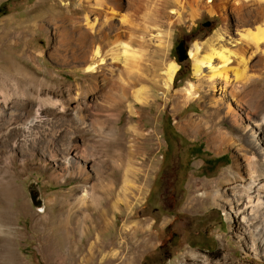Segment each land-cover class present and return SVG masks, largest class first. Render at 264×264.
<instances>
[{"label": "rangeland", "instance_id": "obj_1", "mask_svg": "<svg viewBox=\"0 0 264 264\" xmlns=\"http://www.w3.org/2000/svg\"><path fill=\"white\" fill-rule=\"evenodd\" d=\"M75 1L0 0V5L4 4L0 7V28L6 25L7 18L12 17L17 22L0 33V63L3 58L17 59L13 53H9L11 50L7 48L17 50L19 55L24 48L25 51L18 60L22 64H28L29 68L36 69L37 73H41L40 75L65 83L75 79H83L85 83H90L89 78L80 71L67 64L56 62L48 56L46 34L36 26H32L28 20L29 16L36 15L38 11H45L46 4L51 3L57 8V4L71 6ZM222 1L224 0H213V3L219 4ZM171 9L175 10L176 7L168 5L159 18H154L150 14L145 21V30L142 33L144 44L133 45L140 55V68L150 77L157 75L159 82L162 80L164 66L170 61L176 63L173 58L176 56L174 41L177 37L190 34L191 39L187 44L189 49L191 43L205 42L222 27L221 18L217 12L209 13L206 9L196 7L194 17H190L187 6L177 9L179 19L173 21L170 27H166L163 23L166 17L175 16L174 13L170 14ZM46 14L51 15L52 12L46 11ZM205 21L211 22L210 27L204 34L197 35L196 28ZM228 21L227 39L233 44V39H237L238 36L233 29V19L230 14ZM49 40L54 43V36L51 35ZM110 40L111 38H107L103 42L104 51L113 46ZM257 59H261V62L248 67L249 72L257 73L262 70L258 78L263 79L264 47L260 53L257 52L253 56V60ZM176 64L179 67V64ZM185 65V70L176 76L177 67L167 96L162 88L150 86L153 92L152 100L156 99V101L142 108L137 118H129L126 104H119L116 110L108 109L109 101L106 98L89 102L88 100L91 99L89 96L87 105L91 107L89 110L91 113L84 116V126L89 128H86L87 130L94 128L90 124L93 118L113 113L115 115L112 137L107 135L103 137L97 132H91L90 137L87 135L85 141L78 138L74 142L78 151L84 150L86 143L89 144L88 164L99 169L101 181L97 182L92 175L84 184L81 179L70 175L72 169L78 171L80 166L86 164V161L83 162L84 160L77 159L73 155V148H70L64 156L61 152L55 153L54 160L39 154L36 150L33 151V157L27 160L29 164L25 166L24 174L9 181L7 199L11 221L9 224L0 223L2 230L0 264L4 262V257L3 259L1 257L3 256L1 246L5 240H10L13 245L14 258L11 264H70L73 253H77L74 264H118L120 260L110 259L111 252L116 251L117 255L123 256L128 252V248H131L127 254L130 264H203L205 258L215 263L219 262L223 255L228 256L225 264H264L263 251L257 245L254 246L252 235L241 223L234 197L233 205H229L231 198L228 192L225 195L228 200L230 199L229 202L215 201L211 196V192L216 190L222 181H224L223 187L226 188L233 184V194L236 195L245 190L250 179L264 183L262 156L264 105L256 109L250 105L253 98L260 97L262 91L256 87L252 95L246 96L244 94L251 86L252 78L246 82L243 79L238 83L228 74L230 84L237 94L234 97H241V101L234 102L229 95H220V91H217L214 94L220 102L215 108L214 121L200 129L186 127L180 130L177 126H181L187 117H202L204 111L209 109L206 102L202 104L198 101L187 102V105L178 112L170 109L169 100L174 93L186 86L188 82L198 85V82L192 78V64L189 58ZM202 69L203 74H207V68ZM246 77H249L248 71ZM144 84L147 85V83ZM200 89L203 92L202 95L204 94V100L207 101L211 94L210 89L204 84ZM83 98L75 92L70 94L69 99L65 97V94L54 97L62 107L71 112L83 106ZM253 123H262L263 127L260 125V129L255 128ZM55 125L57 131L65 128L72 135L69 137L75 138L72 133L74 125L70 121H57ZM129 125H135L138 133L132 134L131 131L126 130ZM250 129L258 136L252 138ZM212 133L219 137L216 142H210L208 138ZM166 134L184 136L189 140L184 145L199 144L202 157L211 159L223 157L221 164H226L209 175L202 173L199 169L196 170L200 164L199 160L193 163L179 208L180 213L175 215V219L190 226V231L198 237L179 240L174 246L167 245L170 233L165 232L163 227L175 216L163 215L159 226L151 227L150 217L138 218L133 214L146 193L153 171L158 164L159 156L164 148L163 137ZM98 137H103L104 140ZM118 138L124 141L126 138L128 143L123 142L122 147ZM50 143V148L53 146L59 148L60 143L54 140ZM9 149L10 146H7V150ZM0 150H3L1 143ZM55 150L58 151V149ZM19 154L20 152L15 150L9 151L7 155L14 157L16 165H19L22 162ZM77 186L82 188L76 193L74 191ZM35 191H38L39 198L42 200L41 211L31 204V197H36ZM84 191H86L85 197L80 200L79 197ZM72 193L75 195L67 199L64 197ZM90 214L92 215L89 219L91 223L87 225V228L94 225L99 214V217H102V224L101 228L96 229L94 233L91 232L85 236L80 231V223L81 221L86 223ZM71 221H74V226L70 223ZM258 222L253 220L251 223L257 225ZM123 225L128 226L126 233L122 231ZM73 235L74 239L71 238ZM121 240L125 243L119 247ZM91 243H96L101 248L95 249L93 246L89 249ZM160 245H165V248L160 249ZM252 247H257L258 251ZM190 252L195 256L192 257Z\"/></svg>", "mask_w": 264, "mask_h": 264}, {"label": "bare ground", "instance_id": "obj_2", "mask_svg": "<svg viewBox=\"0 0 264 264\" xmlns=\"http://www.w3.org/2000/svg\"><path fill=\"white\" fill-rule=\"evenodd\" d=\"M168 5H172L176 9L170 11V14L174 13L175 16H167L164 20L163 23L166 27H170L173 21L179 19L177 9H183L185 6L190 11V17H194L196 7H201L209 13L217 12L222 22V27L215 31L211 38L203 43L194 42L188 50V58L192 64V78L198 82V85L188 82L169 100L170 109L174 112L183 109L187 102L197 101L202 104L206 102L209 109L204 111L202 117H187L185 122L177 128L180 130L186 127L200 129L202 126L211 124L216 115L215 108L220 102L214 94L217 91H220V95H229L234 102L241 101V97H237L239 99L234 97L237 94L230 84L228 74L238 83L243 79L246 82L252 78V84L244 95H252L256 91V87H259L262 91L260 97L253 98L250 105L254 109L264 105V78H258L261 76L262 70L250 73L248 68L261 62V59L253 60V56L257 52L260 53L264 47V0H224L219 4L213 3V0L205 2L203 0H76L71 6L57 4V8L51 3L46 4L45 11H38L36 15L29 16L28 20L32 26H36L46 34L48 56L56 62L67 64L80 71L86 78H89L90 83H85L83 79H75L70 83L58 79H48L46 76L40 75L41 73H37L36 69L29 68L28 64H22L18 60L22 57L24 48L20 55L17 50L14 51L11 47L7 48L11 50L8 52L13 53L17 59L3 58L0 63V143L3 147V150H0L1 224H9L11 221L7 199L9 197V181L24 174L25 166L29 164L27 160L33 157L35 150L54 160L55 153L61 152L64 156L70 148H73V155L77 159L84 160L83 162L86 161V164L80 166L78 171L72 169L70 175L81 179L84 184L90 180L92 175L97 182L100 180L99 169L88 164L89 144L86 143L85 149L78 151L74 142L78 138L85 141L86 136L91 132H97L103 137H105L104 135L112 137L115 115L113 113L93 118L89 123L94 128L87 130L88 127L84 126V116L89 114L91 109L87 105L88 101L96 102L98 99L106 98L109 101L108 109L112 108L113 110H116L115 108L119 104H126L129 118H137L142 108L150 106L156 101L151 97L153 94L151 85L162 88L165 95L169 94L177 64L171 61L167 63L162 70V80L159 82L157 75L150 77L145 70L140 68V55L138 50L133 47L134 44L138 46L144 44L142 33L145 30V21L150 14L154 18H159ZM46 11H51L52 14L47 15ZM229 14L232 16L233 29L238 36L237 39H233V44L227 39ZM15 23L17 22L14 18H7L6 25L0 28V33ZM51 35L54 36V43L49 40ZM107 38H111L110 44L113 46L104 51L103 42ZM203 67L207 68V74H203ZM247 71L249 77H246ZM202 84L211 92L207 101L204 100V94L202 95L203 92L200 89ZM73 92L84 97L83 106L81 105L82 107L77 108L74 112L65 109L56 101L57 99H54V97L64 94L69 99ZM89 96L90 100H88ZM67 120L74 125L72 128L74 139L69 137L71 134L65 128L62 131L56 130L55 123L57 121ZM261 124L253 123V126L259 128ZM126 130L131 131L132 134L138 133L135 125H129ZM250 134L252 138L258 136L251 129ZM208 138L210 142H216L219 139L213 133ZM53 140L60 143L59 148L54 146L50 148V142ZM126 140V138L125 141L119 139L122 147ZM7 146H10L9 150H7ZM15 150L20 152L19 156L22 158V162L17 164L18 166L16 159L7 155L9 151ZM262 156L264 160V151ZM223 183L224 181L211 192L213 200L229 202L230 199L228 200L225 195L228 192V196L231 198L229 205H233L234 197L236 205H238L237 213L240 215L241 223L252 235L254 246L257 245L263 251L264 256V183L250 179L249 183L245 184V190L237 195L233 194V184L226 188L223 187ZM81 188L80 186L75 187L74 192L77 193ZM85 194L86 191L79 199L82 200ZM73 195L75 193L64 195V197L67 199ZM91 216V214L88 216L86 223L85 221L80 223V231L85 236L101 228L102 217H99L100 214L94 221V225L87 228V225L91 223L89 220ZM253 220L259 221V224H252ZM70 223L74 226V221ZM127 230L128 226L123 225V233H126ZM0 233H2L1 228ZM71 238L74 239V235ZM124 243L121 240L118 246L122 247ZM93 246L95 249L101 248L98 244L91 243L89 249ZM253 249L257 250V247ZM1 250L3 252L2 259L4 257L3 264H11L14 258L12 242L5 240ZM130 250L131 248H128V252L123 256H119L116 251H113L110 254V259L120 260L118 264H130L127 257ZM72 255L73 259L70 264H74L77 258V253ZM190 255L195 256L192 252ZM227 260L228 256L223 255L219 262L212 263L205 258L203 264H225Z\"/></svg>", "mask_w": 264, "mask_h": 264}, {"label": "flooded vegetation", "instance_id": "obj_3", "mask_svg": "<svg viewBox=\"0 0 264 264\" xmlns=\"http://www.w3.org/2000/svg\"><path fill=\"white\" fill-rule=\"evenodd\" d=\"M209 27L210 26L204 27L201 23L196 28L195 33L197 35H202ZM190 37V34L179 36L174 43L177 45V43L182 42L184 49H186L191 39ZM176 58L175 56L173 59L176 61ZM185 62L186 60L178 62L179 73L185 70ZM163 138L164 148L159 156L158 164L153 171L146 193L133 212L138 218L145 216L150 217L151 227H158L163 215L175 216L177 213H180L179 208L181 207L182 198L186 191V182L192 165L199 160L200 164L196 170L199 169L204 173L207 159L200 154L201 148L199 144L184 145L189 141L184 136L177 137L174 134H166ZM217 164L218 163H215L214 166ZM209 165L212 166L211 164ZM175 218L176 216L173 219H169V222L165 223L163 227L165 232L170 233L167 239V245L174 246L175 242L179 240H188L198 237V235L190 231V226L183 224ZM164 246L165 245H160V249L165 248Z\"/></svg>", "mask_w": 264, "mask_h": 264}, {"label": "water", "instance_id": "obj_4", "mask_svg": "<svg viewBox=\"0 0 264 264\" xmlns=\"http://www.w3.org/2000/svg\"><path fill=\"white\" fill-rule=\"evenodd\" d=\"M211 22L210 21H205L202 23V26L206 27V26H210ZM194 43V42H193ZM191 43V45L193 44ZM188 48L184 49L183 47V43L179 42L177 43V45L175 46V54H176V61L178 62H182L188 59ZM36 192V197H31V204L37 208L38 210H42V200L39 198V193L38 191ZM35 198H38L35 200Z\"/></svg>", "mask_w": 264, "mask_h": 264}, {"label": "trees", "instance_id": "obj_5", "mask_svg": "<svg viewBox=\"0 0 264 264\" xmlns=\"http://www.w3.org/2000/svg\"><path fill=\"white\" fill-rule=\"evenodd\" d=\"M4 4H2V5H0V7H2ZM179 74V71H177V73H176V76ZM221 161H223V157H219V158H214V159H209V158H207L206 159V163H205V173H207V174H211V173H213L214 171H218V170H220L221 168H223L226 164H221ZM215 163H220V164H218V165H216V166H214L215 165ZM209 164H211L212 166H210ZM203 172V171H202Z\"/></svg>", "mask_w": 264, "mask_h": 264}]
</instances>
